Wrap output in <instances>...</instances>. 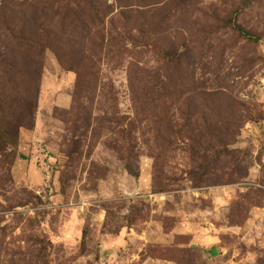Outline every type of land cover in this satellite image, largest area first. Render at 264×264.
Segmentation results:
<instances>
[{"label":"rangeland","instance_id":"1","mask_svg":"<svg viewBox=\"0 0 264 264\" xmlns=\"http://www.w3.org/2000/svg\"><path fill=\"white\" fill-rule=\"evenodd\" d=\"M0 264H264V0H0Z\"/></svg>","mask_w":264,"mask_h":264},{"label":"crops","instance_id":"2","mask_svg":"<svg viewBox=\"0 0 264 264\" xmlns=\"http://www.w3.org/2000/svg\"><path fill=\"white\" fill-rule=\"evenodd\" d=\"M57 104H58V107L67 109L68 106L70 105L68 96H65V95L60 96L59 99L57 100ZM20 151L24 152V148L21 147ZM14 172L16 173V170ZM204 240L205 241H200V237H194L192 242H193V245H195V246H201L203 243L211 244V246H214L213 243L215 241H214V239L211 238V236L205 237ZM211 246L209 248H205V249H209L213 253L214 247L211 248Z\"/></svg>","mask_w":264,"mask_h":264},{"label":"trees","instance_id":"3","mask_svg":"<svg viewBox=\"0 0 264 264\" xmlns=\"http://www.w3.org/2000/svg\"><path fill=\"white\" fill-rule=\"evenodd\" d=\"M237 31H238V33L240 34V35H242V36H245L246 38H251L250 37V35L248 34V33H246L241 27H237ZM255 36H252V39L254 38ZM254 41H256V39H254ZM70 72H73L74 70H69ZM75 72V71H74ZM34 105L37 107V103L35 104L34 103ZM188 117V116H187ZM187 117H185V118H187ZM34 120V122H33V124H29V125H24V126H29V128H30V130H33L34 129V127H35V122H36V119H33ZM190 120H192L191 119V117L189 116V118H188V122H187V125H185V127H188V124H189V121ZM21 127H23V126H21ZM16 138V139H15ZM12 140H14V141H9V143L10 144H12L13 146H17V144H18V136L17 137H14V139H12ZM224 148H225V145H224ZM205 151V150H204ZM206 152V151H205Z\"/></svg>","mask_w":264,"mask_h":264}]
</instances>
